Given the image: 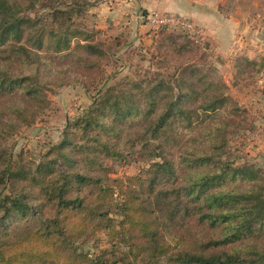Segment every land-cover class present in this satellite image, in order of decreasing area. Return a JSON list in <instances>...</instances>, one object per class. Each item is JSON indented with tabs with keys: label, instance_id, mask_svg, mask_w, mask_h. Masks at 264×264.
<instances>
[{
	"label": "rangeland",
	"instance_id": "1",
	"mask_svg": "<svg viewBox=\"0 0 264 264\" xmlns=\"http://www.w3.org/2000/svg\"><path fill=\"white\" fill-rule=\"evenodd\" d=\"M61 2L63 0L38 3L26 0L19 15L35 20L38 27L58 28L62 31L60 35L77 31L71 35L69 48L79 42L90 44L92 52L76 48L79 56L67 58V65L61 66L67 69L66 73L52 74L56 68L48 72L43 67L37 76L45 98L42 109L34 115L31 124L15 122V130L0 138V199L9 202L17 199L16 204L19 200L18 205H28L18 213L5 208L0 211L1 237L11 233L14 240L33 238L36 249L48 251L55 242L59 250L56 264L67 261L70 264L79 253L99 264H113L115 258L127 251L126 244L120 243L119 238L111 242L104 230H96L97 222L90 224L91 217L86 215L75 216V210L65 209L67 212L61 214L70 218L67 239L56 235L52 228L53 234L47 243L46 236L35 239L41 222L55 218L56 210H61L54 208L58 204L54 202L41 208L38 205L44 200L48 202L45 192L58 195L57 187L64 184L65 173L73 174L79 169L86 173L89 167L95 174L106 177L109 181H105L102 188L111 189L115 188L112 181L116 179L125 182L127 177L145 176L150 164L162 161V157L151 159V154H161L163 147L161 156L168 160L186 158L185 166H190L186 173L196 178H200L199 170L204 169L209 171L208 175L225 173L223 181H215L212 188L261 196L264 188V67L241 64L246 57L218 60L220 55L213 48V41L199 23L179 16L190 21L191 26L184 29L175 25L158 26L147 20L145 14L141 16L143 9L137 7L139 0H77L76 4L65 0L66 6ZM31 3L34 8L29 7ZM54 7L68 12L71 20H66L68 14L54 19ZM155 11H147V15ZM17 42L18 39L8 41ZM48 47L41 49L43 55L59 56L69 52L66 49L58 55L56 51L47 52ZM135 85L149 96L124 110L119 104V108L96 107L100 104L105 107L103 101L110 104L108 99L119 92L127 96L133 94L131 89ZM110 89L114 91L108 92ZM186 94L189 95L185 97ZM173 103L177 104L168 123H172L171 130L169 134L165 132L169 140L166 146V138L153 136L148 127ZM112 109L120 112L121 120L111 121L116 115ZM95 116L100 117V123L85 134L86 123ZM107 123H111L112 128H107ZM66 135L70 136L69 140ZM145 142L150 143L149 148L143 147ZM73 152L81 162L78 166L69 156ZM94 161L97 164L91 168ZM234 168L254 171L259 179L253 182L238 175L233 177ZM179 174L180 169L175 173V181L167 178L157 184V188L165 183L170 188H180ZM193 183H189V187L182 186L194 190ZM254 186L261 188H251ZM26 188L39 192V199L29 195ZM86 188L88 191L89 187ZM74 189L76 186L68 190L72 193ZM117 198V195L111 196L108 202ZM246 199L238 201V208L245 207ZM111 212L112 222L118 229L122 217H118L114 209ZM12 249L20 251L18 246ZM112 251H115L113 256ZM76 259L75 264L79 262Z\"/></svg>",
	"mask_w": 264,
	"mask_h": 264
},
{
	"label": "trees",
	"instance_id": "2",
	"mask_svg": "<svg viewBox=\"0 0 264 264\" xmlns=\"http://www.w3.org/2000/svg\"><path fill=\"white\" fill-rule=\"evenodd\" d=\"M24 1L26 0H0L1 139L4 134L15 130V122L22 125L31 124L34 115L42 109L45 98L39 89L40 83L37 76L40 75L43 67L48 72L56 68L57 70L52 71V74L66 73L67 69H61V66L67 65L65 60L80 54V51H77L78 48L79 50L85 49L89 53L93 48L90 44L82 45L79 42L74 48H69L71 35L77 31L60 35L62 31L58 28L48 30L44 25L38 27L35 20L20 16L19 12L23 10L21 5ZM31 1L38 3L40 0ZM67 3L76 4L77 0H68ZM67 3L63 0L61 5L66 6ZM29 7L34 8V3H31ZM53 11L52 16L56 20L60 16L69 15L68 12L59 10V8ZM66 20H71L70 15L66 16ZM11 39H18V42L8 43ZM48 45L47 52L56 51L58 55L66 49H69V52L59 56L43 55L41 49ZM244 60L241 64L255 68L264 67V59L259 62L248 58ZM136 88L139 87L135 85L131 89L133 94L129 96L119 92L118 95H114L113 99H108L110 104L107 103L108 101H103L105 107L101 104L96 107L106 109L110 105L117 107L119 104L124 110L131 103L141 102L149 96V93L145 94L144 91ZM112 91L114 89L108 90V92ZM188 95L186 94L185 97ZM139 97L141 99L136 100ZM176 104H171L168 110L161 112L156 121L151 122L148 127V132L151 131L153 136L166 138V146L169 145V140L165 132L169 134L171 130L172 123L169 125L168 123L174 115L173 110ZM112 112L116 113L112 122L121 120L120 112L113 109ZM179 112L182 114L181 110ZM99 123V116L89 119L84 127L85 134H89L88 130ZM103 126L100 127L104 128ZM107 128H112L111 123H107ZM69 139L70 136L66 135V140ZM143 147L149 148L150 143L145 142ZM163 149L164 147L161 148V154ZM161 154H151V159L162 157V161L150 164L145 176L127 177L125 182L116 179L112 181L115 186L113 189L102 188L105 181L109 180L95 174L96 172H92L89 167L86 173L83 172L84 169H79L73 174L65 173L64 184L57 187L58 195L45 192V195H48V202L44 200L41 205H38L41 208L54 202L58 203L54 208L60 207L61 210L59 212L56 210L55 218L41 222L37 227L38 231L34 234L35 239L41 240L46 236L44 241L47 243L50 235L53 234L51 228L55 229L56 235L67 239L66 231L68 225L71 226L70 218L61 217V214L67 212L64 211L65 209H70L76 211L75 216L91 217L90 224L97 222L96 230H104L111 242L119 238L120 243L126 244L127 251L115 258L113 264H138V260L144 264L160 262L162 264H264V188L261 189L259 197H254L250 193L239 194L221 187L212 188L216 185L215 181H223L225 173L208 175L209 171L204 169L205 171L199 170L200 178H196L186 173V169L190 168V166H185L186 158L168 160ZM69 156L71 161H77L74 162L77 166L81 163L75 152ZM199 159L200 161L205 160L204 158ZM83 162H86V159ZM96 164L94 161L91 168ZM6 169L9 172V168ZM174 169H176L175 172ZM178 169H180L179 181L181 182L178 185L180 188H170L167 183L157 188V184L159 185L167 178L169 181H175V173H178ZM232 172L233 177L238 175L243 180L256 182L259 179V176L249 169L234 168ZM169 174L171 176H168ZM192 182H194L192 187L196 188L194 190L188 188L189 183ZM182 185H188V187L184 188ZM75 186L76 189L72 192L75 194L73 198V194L68 189ZM86 187H89L88 191ZM25 190L35 200L39 199V192L36 190H27V188ZM197 192L199 194L195 195ZM114 195L118 198L110 204L108 201ZM244 197L248 198L245 207L238 208V201ZM16 202L17 199L12 202L0 199V211L5 208L6 211L18 213L28 207L27 204L24 205L25 207L18 205L21 203L19 200L17 204ZM71 206H74L73 209ZM111 209L116 210L114 213L118 217H122L118 229L112 222ZM71 229L75 230L72 227ZM34 241L36 240L33 238L14 240L11 233L4 237L0 235V264H29L28 260L32 264H56L55 259L59 251L56 243L53 242V250L50 248L51 251H48L45 248L36 249L33 246ZM13 246H18L20 251L13 250ZM114 252H111L112 256ZM76 258L79 259L77 264H99L82 253L73 258L70 264H75ZM69 262L67 261L66 264Z\"/></svg>",
	"mask_w": 264,
	"mask_h": 264
},
{
	"label": "crops",
	"instance_id": "3",
	"mask_svg": "<svg viewBox=\"0 0 264 264\" xmlns=\"http://www.w3.org/2000/svg\"><path fill=\"white\" fill-rule=\"evenodd\" d=\"M137 7L141 16L156 10L196 21L213 41L218 60L264 59V0H139Z\"/></svg>",
	"mask_w": 264,
	"mask_h": 264
},
{
	"label": "built area",
	"instance_id": "4",
	"mask_svg": "<svg viewBox=\"0 0 264 264\" xmlns=\"http://www.w3.org/2000/svg\"><path fill=\"white\" fill-rule=\"evenodd\" d=\"M146 19L149 20L153 24L159 25H175L182 27L183 29L187 26H191L190 21L183 19L182 17H179L177 15H171V14H160L158 12H152L146 15Z\"/></svg>",
	"mask_w": 264,
	"mask_h": 264
}]
</instances>
